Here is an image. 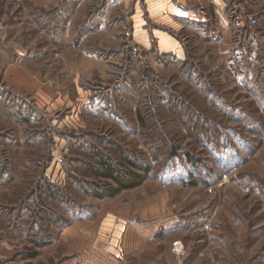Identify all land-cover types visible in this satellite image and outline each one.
I'll return each instance as SVG.
<instances>
[{"label": "rangeland", "instance_id": "374dc122", "mask_svg": "<svg viewBox=\"0 0 264 264\" xmlns=\"http://www.w3.org/2000/svg\"><path fill=\"white\" fill-rule=\"evenodd\" d=\"M187 1L0 0V264H264V0Z\"/></svg>", "mask_w": 264, "mask_h": 264}, {"label": "trees", "instance_id": "16d2710c", "mask_svg": "<svg viewBox=\"0 0 264 264\" xmlns=\"http://www.w3.org/2000/svg\"><path fill=\"white\" fill-rule=\"evenodd\" d=\"M174 151H175V149H174ZM174 151H173V153H174ZM98 161L102 167V170L99 171L98 169L97 170L94 169V170H92V174H94L97 178H100V180H110V181L115 182L117 185L115 187H107V188L103 187L102 189H104V190H102L100 188L103 191V194L99 195V198L101 200L113 198L117 194H119L122 190H126V189L133 188V187L137 186L138 181H141L143 175H145V173H146V169H144L141 166L139 167L138 165H136L133 162L128 161L127 165L135 167L143 175L140 173H132L129 171L128 177H126V178H128L129 182H127V184H124L125 181L123 179L125 177L120 175L119 171H116L115 168L113 167V165L108 160H106L104 157L100 156V157H98ZM191 176H193V175H191ZM190 178H191L190 182L192 183V180L194 177H190Z\"/></svg>", "mask_w": 264, "mask_h": 264}, {"label": "crops", "instance_id": "0c3cea01", "mask_svg": "<svg viewBox=\"0 0 264 264\" xmlns=\"http://www.w3.org/2000/svg\"><path fill=\"white\" fill-rule=\"evenodd\" d=\"M161 1L164 2V0H161ZM176 1H178V0H176ZM179 1H180V3L183 6L182 9L180 8L181 9V14H187L185 11H190L191 10V7L187 6L188 5L187 4L188 1L187 0H179ZM191 13L197 14V16H198V14H202L201 11H199L198 9L196 10L194 7H192Z\"/></svg>", "mask_w": 264, "mask_h": 264}]
</instances>
